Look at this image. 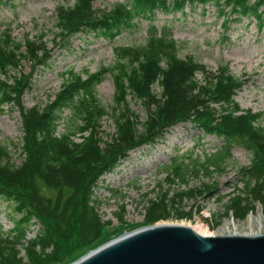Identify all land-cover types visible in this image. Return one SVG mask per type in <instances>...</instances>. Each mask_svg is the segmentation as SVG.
<instances>
[{
  "label": "trees",
  "instance_id": "1",
  "mask_svg": "<svg viewBox=\"0 0 264 264\" xmlns=\"http://www.w3.org/2000/svg\"><path fill=\"white\" fill-rule=\"evenodd\" d=\"M95 1L74 0L71 6L56 7L55 45H66L75 35L86 32L112 42L123 30L134 27L135 20H151L156 12L183 13L186 7L207 3L215 6L224 23L230 17L235 21L253 19L259 28L264 23V0H126L109 10L95 9ZM8 2L0 0V7ZM44 37V33L25 34L15 41L9 30L0 32V112L5 106L17 107L24 157L21 165L14 166L9 163L7 148L0 145V199L12 205L19 216L8 233H0V264H70L97 248L106 227L94 197L97 182L128 152L155 144L178 123H191L203 135L221 139L224 152L217 149L206 162L193 160L185 168L178 163L173 166L174 162L172 171L164 169L167 181L177 179L185 184L188 174L222 173L230 158L231 142L239 140L252 158L240 169L244 189L237 188L226 197V212L234 210L235 216L242 217L248 209L240 203L251 208L257 201L264 213V129L258 125L262 113L244 110L234 101L244 81L232 75L227 66L211 72L192 57L180 58L177 42L167 32L152 27L143 44L113 47L115 62L111 67L81 74L69 70L53 98L42 106L24 108L21 97L31 89L32 75L52 58ZM22 62L28 63L29 72L20 71ZM197 74L203 75L202 82L196 79ZM107 75L114 88L110 108L96 97V87ZM156 84L159 93L152 89ZM128 97L144 107V122L129 109ZM65 109L71 110L72 117L68 127L59 131ZM106 116L115 130L103 142L100 128ZM207 190L206 185L203 191L188 188L168 200L169 192H164L160 203L150 201L145 225L173 214L190 217L191 212L183 213L178 206L184 198L203 196ZM44 192L53 193V197ZM32 219L39 230L26 240ZM119 219L125 223L121 213ZM21 251L27 263L19 256Z\"/></svg>",
  "mask_w": 264,
  "mask_h": 264
},
{
  "label": "rangeland",
  "instance_id": "2",
  "mask_svg": "<svg viewBox=\"0 0 264 264\" xmlns=\"http://www.w3.org/2000/svg\"><path fill=\"white\" fill-rule=\"evenodd\" d=\"M124 2L126 0H96L93 6L98 10H109L115 4ZM73 3L74 0H9L0 7V32L9 30L15 41L22 40L25 34L31 37L44 33L46 47L52 54L49 63L32 75L31 89L21 97L24 108L42 106L49 98H53L65 80L64 74L69 70L81 74L86 70L94 73L101 67H111L115 62L113 47L141 45L153 27L157 32H167L177 42L180 58L192 57L211 72H215L219 66H227L232 75L243 80V86L233 99L244 110L261 112L262 118L258 125L264 129V23L259 28L253 19L235 21L234 17L224 23V18L218 15L215 6L207 3L186 7L183 13L156 12L151 20H135L134 27L123 30L112 42L86 32L75 35L66 45L61 42L55 45V9L58 5L71 6ZM20 71L29 72L28 63L22 62ZM196 79L202 82L203 75L197 74ZM152 89L156 93L160 92L157 84ZM113 94V83L107 75L96 87V97L102 106L110 108L113 106ZM127 101L129 109L144 122V107L133 98L128 97ZM71 117L70 109L61 113L59 131L68 127ZM114 130L111 118L104 117L100 128L101 141L107 142ZM22 136L17 107L5 106L0 112V145L7 148L9 163L14 166L21 165L24 159L20 150ZM222 146L225 143L221 139L203 135L193 124L178 123L169 128L155 144L128 152V156L111 173L99 179L94 191L99 215L106 223L99 246L137 229L159 223L187 224L214 236L264 235V213L259 202L251 203V208L243 206L241 202L240 207L248 209L242 217L235 216L234 210L226 212V197L237 188L244 189L240 169L249 165L252 158L241 141L231 142L230 158L222 173L213 170L209 176L203 172L199 175L188 174L185 184L177 179H173V183L167 181L168 172L165 168L172 171L177 163L183 168L191 165L193 160L206 162L217 149L220 150L218 153H223ZM204 185L208 187L205 195H198L194 199L184 198L178 206L183 213L191 212L190 217L173 214L167 220L145 225L146 208L150 201L160 203L162 194L167 191V200L188 188L203 191ZM44 193L53 197L51 192ZM167 203L171 205L170 201ZM198 208L201 211L198 212ZM119 213L125 223L120 222ZM18 217L13 206L0 199V233H8L13 227V220ZM256 217H259L260 226L250 229V222ZM33 223L27 239L37 233L38 226ZM19 256L27 263L23 251Z\"/></svg>",
  "mask_w": 264,
  "mask_h": 264
},
{
  "label": "water",
  "instance_id": "3",
  "mask_svg": "<svg viewBox=\"0 0 264 264\" xmlns=\"http://www.w3.org/2000/svg\"><path fill=\"white\" fill-rule=\"evenodd\" d=\"M71 264H264V235L205 237L151 225L119 236Z\"/></svg>",
  "mask_w": 264,
  "mask_h": 264
},
{
  "label": "bare ground",
  "instance_id": "4",
  "mask_svg": "<svg viewBox=\"0 0 264 264\" xmlns=\"http://www.w3.org/2000/svg\"><path fill=\"white\" fill-rule=\"evenodd\" d=\"M157 225H178V226H184V227H188L190 228L192 231L202 235V236H205V237H213L214 235H209V234H205L204 232L202 231H198L190 226H188L187 224H167V223H159ZM254 226L256 227H259L260 226V220H259V217H256L255 219H252L251 222H250V229L253 228ZM128 234V233H127ZM127 234H124V235H127ZM233 235H238V236H249V235H240V234H233ZM261 234H256V235H251V236H259ZM218 236H221V235H218ZM222 236H227V235H222ZM232 236V235H231ZM249 236V237H251ZM93 250V249H92Z\"/></svg>",
  "mask_w": 264,
  "mask_h": 264
}]
</instances>
